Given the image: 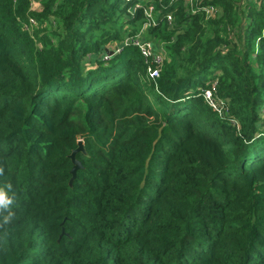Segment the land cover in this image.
<instances>
[{
	"label": "trees",
	"instance_id": "trees-1",
	"mask_svg": "<svg viewBox=\"0 0 264 264\" xmlns=\"http://www.w3.org/2000/svg\"><path fill=\"white\" fill-rule=\"evenodd\" d=\"M136 1L0 0V264H264L263 0Z\"/></svg>",
	"mask_w": 264,
	"mask_h": 264
},
{
	"label": "built area",
	"instance_id": "built-area-1",
	"mask_svg": "<svg viewBox=\"0 0 264 264\" xmlns=\"http://www.w3.org/2000/svg\"><path fill=\"white\" fill-rule=\"evenodd\" d=\"M126 2H129L131 0H125ZM141 0H137L133 5V8L131 9L132 15L134 14V11L138 8H143L145 17L147 21L143 24L141 29L134 35L126 37L123 41V44L120 45H113L110 49L112 53L105 52L103 59L108 60L111 55L117 53L120 51L122 45L125 44H132L133 46H136L144 59V62L147 65V72L150 78L155 80L159 77L160 71L162 68V65L164 63V60L166 58V54L161 49L157 50L155 49L153 43L149 39L143 38V30L154 23V5L152 3V0H146L147 5H142L140 2ZM176 2H181L185 8V11L187 13L196 14L201 13L205 19L213 18L219 13V9L209 2L208 0H173ZM264 1V0H263ZM264 3V2H263ZM38 4L39 8H35L34 5ZM42 0H29V10L32 12H39L42 10ZM172 16H167V21L169 23L172 22ZM39 26L38 20L32 15H28L27 17V23L24 24V27L28 29L29 31H32L34 28ZM214 82H212V87L214 86ZM211 90L206 89L204 91V99L205 101L211 105L215 110H217L220 114L222 113V107L223 102L217 103L215 100L212 99Z\"/></svg>",
	"mask_w": 264,
	"mask_h": 264
},
{
	"label": "water",
	"instance_id": "water-1",
	"mask_svg": "<svg viewBox=\"0 0 264 264\" xmlns=\"http://www.w3.org/2000/svg\"><path fill=\"white\" fill-rule=\"evenodd\" d=\"M108 53H112V51L111 50H106ZM80 150H82V143L79 141L78 142V147L76 148V149H74L73 151H72V153H71V155H70V158L72 159V161H73V164H74V166H73V168H72V170H71V172L74 174L75 172H76V170L80 167V163H79V161L78 160H76L75 159V154L78 152V151H80Z\"/></svg>",
	"mask_w": 264,
	"mask_h": 264
},
{
	"label": "clouds",
	"instance_id": "clouds-1",
	"mask_svg": "<svg viewBox=\"0 0 264 264\" xmlns=\"http://www.w3.org/2000/svg\"><path fill=\"white\" fill-rule=\"evenodd\" d=\"M3 169H0V174H2ZM12 204V200L4 192L3 189H0V208L7 209Z\"/></svg>",
	"mask_w": 264,
	"mask_h": 264
},
{
	"label": "rangeland",
	"instance_id": "rangeland-1",
	"mask_svg": "<svg viewBox=\"0 0 264 264\" xmlns=\"http://www.w3.org/2000/svg\"><path fill=\"white\" fill-rule=\"evenodd\" d=\"M34 7L37 9V8H39V5L38 4H35ZM145 31H146V28L142 32L143 33V38H144ZM262 111H264V109Z\"/></svg>",
	"mask_w": 264,
	"mask_h": 264
}]
</instances>
